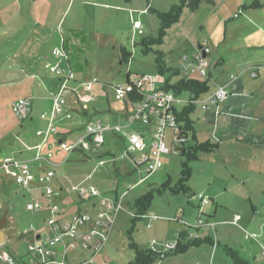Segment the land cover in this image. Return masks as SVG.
<instances>
[{
    "label": "rangeland",
    "instance_id": "obj_1",
    "mask_svg": "<svg viewBox=\"0 0 264 264\" xmlns=\"http://www.w3.org/2000/svg\"><path fill=\"white\" fill-rule=\"evenodd\" d=\"M122 1L0 0V160L10 157L27 162L36 174L41 169H53V187L61 193V200L56 202L61 209L71 211V214L91 211L90 201L83 200L73 191L74 188L95 187L107 198L124 196V210L115 221L107 249V259L111 264H128L131 261L129 259H134V253L129 248L128 231L136 211L135 202L150 190H161L168 180L176 184L183 160L173 152L172 141L176 131L173 128H167L165 138V145L171 152L161 155V168L151 174L144 171L143 180L134 170L130 158L125 156L127 136L137 132L144 135L146 143H149L153 125L135 122L128 127L124 116L131 113L134 106L130 103L126 105L125 100L116 99L112 87L125 84L130 74L131 80L150 78L154 88L160 89L168 76L160 78L156 56L152 53L145 56L139 46L144 37H157L160 28L157 16L149 12L146 0H132L137 10L133 15L118 8ZM220 1L203 0L197 13L185 10L180 23L170 29L164 44L157 50L165 54V61L171 68H179L185 63L197 65L199 44L208 40L211 42L212 54L206 60L210 62L209 69L214 74L211 93L219 89L217 80L223 71H228L229 80H248L254 86L252 89H255L256 85L264 84V43L260 42L261 39L264 41V7L252 9L250 6L255 0H247L248 10L241 13L240 18L222 23V16L229 10L219 5ZM178 3L179 0H150L149 7L168 12ZM256 15L260 20L258 23L254 22H257ZM246 16L252 25L244 23ZM134 22H140L142 29L134 30ZM71 31L86 35L84 72L73 75L67 84L74 92L66 96V110L53 119L56 133L50 134L45 140V136H37V131L47 130L48 122L52 119L53 99L70 72L66 61L60 67L63 70L61 74L46 68L48 64L56 65L53 51L62 49L63 39L72 37ZM73 41L78 42L77 39ZM123 50L131 54L128 63L121 61ZM220 53L226 65L233 62V68L236 69L232 72L226 67L225 70L222 67L217 69V56ZM214 59L217 62L215 65ZM237 64H244L241 71L248 68L251 74L240 70L236 72ZM252 73H257L258 78L253 79ZM197 74L184 72L183 76L204 79ZM176 80L173 78V82ZM40 83L46 89H41ZM88 83H94L92 94L97 100L79 102L75 93L81 97L91 95L82 88ZM263 96L264 86L254 99L252 128L257 135L255 132L250 135L248 141L252 143L224 141L217 153L202 154L200 161L192 164L190 194L174 195L168 189H162L161 194L156 193L148 210L149 217L137 222L134 239L138 245L144 244V247L155 238L154 229L149 228L155 227L158 220H161L158 223L162 225L167 238L169 234L167 243L175 245L178 229H185L187 224L194 226L200 213H203L201 216L206 226L210 221L216 225L215 230L208 227L201 229L220 241L216 247V264H234L226 255L225 246L237 251L250 264H264V117L261 116L264 98L258 101ZM38 97L44 98L40 102L43 106L36 107L34 120L29 117L21 121L14 115L13 102L30 98L36 104ZM181 99L187 102L189 94H183ZM204 110L199 105L192 116L200 138L205 133L200 123ZM42 111L46 112V119L41 116ZM153 119L156 121L155 117ZM96 120H101L108 129L104 134L105 142L101 147L92 146V149L83 150L79 142ZM116 127H122V133H114L112 130ZM241 139H245V136H241ZM189 142L191 137L186 148ZM41 144L42 148L38 152ZM32 150L34 152L30 153ZM37 153L41 155L40 161L31 157L35 158ZM141 155L135 153L134 157L140 158ZM15 171L0 170V219L8 211V222L12 227V231L7 233L8 241L0 250V264H7L3 261L4 255L17 256L20 260L15 264H20V261L34 264L31 259L44 264L49 260L39 257L37 252H29L28 247L37 242L32 230L42 235V242L49 241L52 234L49 233L47 222L52 216L45 209L27 210L31 197L16 183L13 177ZM41 195V191L34 193L37 199H41ZM201 196L211 202L201 206ZM92 199L99 200L101 206L99 197ZM213 210H218V216L214 218L209 215L211 212L213 214ZM54 218L57 219L56 216ZM156 240L160 242L159 238ZM212 250L213 246L204 245L192 249L185 256L168 258L164 262L184 264L182 260L185 264H213ZM100 257L105 262V255L100 254Z\"/></svg>",
    "mask_w": 264,
    "mask_h": 264
},
{
    "label": "built area",
    "instance_id": "obj_2",
    "mask_svg": "<svg viewBox=\"0 0 264 264\" xmlns=\"http://www.w3.org/2000/svg\"><path fill=\"white\" fill-rule=\"evenodd\" d=\"M138 29L140 26L136 25ZM200 53L196 55L198 64H183V69L188 73L197 72L203 78L208 76L209 62L207 57L211 53L210 43L205 40L200 46ZM54 55L60 62H67V56L63 49H58L54 52ZM187 62V60H186ZM70 71V70H69ZM52 72L61 74L63 70L56 66L52 68ZM257 73H252V78H256ZM67 79H64V83L60 88V92L54 98V106L51 112V118L47 130L37 132L38 136H45V140L52 133H56V129L53 126V119L56 115L63 113L64 107L67 104L66 96L69 92H73L68 87L69 81L73 78V74L70 71L66 75ZM234 79V78H232ZM98 82H96L97 84ZM100 86V85H99ZM82 88L86 92H90V96L82 97V100L92 99L96 101L97 97L92 94L95 89L94 83H88L82 85ZM116 99L126 100L128 93L138 92L141 94L142 100L138 101L127 119V126H131L135 122H142L144 124L153 125V129L150 130L149 143H146L145 136L133 132L127 136L128 147L125 152V156L129 157L131 163L134 166L135 171H138L141 179L143 173H153L162 166L161 155L168 154L171 150L165 145L166 130L167 128H173L175 131L172 145L175 141L185 142L186 138H177L180 127L177 123L175 116V108L184 105L185 102L175 96L172 91H163L154 88V82L150 78L142 77L138 80H131L130 83L120 84L112 87ZM229 96V92L226 87H220L215 93H210L206 98L201 99L198 102L203 109L209 110L211 107L218 105L220 102L226 100ZM32 107V100L30 98H21L13 102L12 111L14 115L21 121L29 118ZM43 118L47 117V114H43ZM155 120L154 121V118ZM108 130L104 127L101 120H96L89 128L87 135L79 144L84 143L88 138L92 139L95 144L101 145L104 142L105 131ZM113 131L122 133V127H116ZM42 148V145L38 147V152ZM148 150V152H145ZM135 153H142L141 157H131ZM40 153H38L37 159H40ZM2 169H14L15 181L18 185L23 187L31 200L27 204L28 211H40L45 208V203L40 199L33 197L35 192L41 191L44 197L49 200L59 196V192L53 187L55 171L52 169H46L42 174L35 177L31 168L27 162L17 161L13 158L7 157L0 160V170ZM143 180V179H142ZM73 191L77 192L82 198H95L101 199V211L98 213L96 220H93L88 214L78 213L71 221L63 222L54 218L59 214L60 207L55 202H52L49 206L51 218L47 224L49 226V233L52 234L48 242H42V235H39L35 244L29 245V252H37L39 257L47 258L51 261H57L58 256L62 258V264H66L67 254L69 251L82 249L91 252L89 263H94L95 258L100 254L109 241L110 233L115 224V221L121 211L124 210L125 197H103L101 193L95 187L90 189L74 188ZM201 206L210 203L209 199L200 197ZM202 215V214H201ZM88 224H92L91 229L88 231L83 230ZM205 226V222L202 217L199 218L197 223L192 227L193 230H198ZM215 230V224H209ZM36 233L35 231H31ZM174 245H166L165 248L173 247ZM154 250V246L151 247ZM61 251V252H60ZM9 264H15L11 257H8Z\"/></svg>",
    "mask_w": 264,
    "mask_h": 264
},
{
    "label": "trees",
    "instance_id": "obj_3",
    "mask_svg": "<svg viewBox=\"0 0 264 264\" xmlns=\"http://www.w3.org/2000/svg\"><path fill=\"white\" fill-rule=\"evenodd\" d=\"M261 1L262 0H255L250 8L261 9L263 7ZM146 2L149 12L157 16L160 23V28L157 37H144L143 39H141L139 46L142 48V53L145 56L151 53L154 54L156 56V67L158 75L160 76V78L168 76L160 90L172 91L178 98H181L183 94H189V100L185 102L184 105L175 108V116L177 119V123L180 126L178 128L179 133L177 134V138H186L185 142H181L179 140L175 141L174 145H172L174 149L173 152L179 154L183 159L180 163V177L176 184H173L170 180H168L162 186L161 190L168 189L174 195H188L191 193L189 182L193 176L192 164L200 161V156L202 154H215L220 149L219 143H214L211 141L200 142L198 140L196 123L192 119L193 114L199 107L198 102L204 96H207L211 93V83L213 82V77L209 74V69L208 76L201 80L183 76V73L187 72L183 69V64H181L179 68L169 67L167 65V62L165 61V54L162 51L157 50V48L164 44L170 29L174 25L180 23L184 11L189 10L192 13H197L202 5L203 0H179V3L171 7L170 11L168 12L155 10L154 8L149 7L150 0H146ZM210 2L213 4L212 1ZM246 10H248V7L244 6L240 11L245 12ZM71 32L72 37L69 36L63 39L62 49L67 56V63L69 65L70 71L73 75H76L84 72L83 62L86 55L85 45L87 43V40L85 34L79 31ZM73 39H77L78 42L75 43ZM122 52L123 57L121 61L123 63H128L131 54H129L126 50H123ZM187 59L188 58H186V60ZM130 76L131 75L128 74L126 83H130ZM173 78H177V80L173 82ZM142 97L143 96L138 92L128 93L125 103L126 105L130 103L135 107L136 103L142 100ZM78 101H82V97L80 95L78 96ZM130 114L131 113L128 114L127 119ZM113 132L117 133L115 131ZM190 137L191 142H189V146L186 148L185 145L188 144ZM104 142L101 145H97L92 139L88 138L87 148L83 147L84 144H80V147H82L83 150L92 149V146H103ZM76 149L77 147L74 148V150ZM131 157H134V154ZM161 190H150L149 192L138 198L135 202L134 207L136 211L133 214L132 227L128 231L129 248L134 253V259L128 264H159L161 262H164L168 258L183 256L190 250L200 248L204 245L213 247L219 245V243L216 241V238L212 236L200 238L198 235L192 233V227L188 226L186 227L188 228L187 230L179 232L178 240L173 247L163 248L159 250H154L152 248H140L134 239L137 222L144 220L146 217H149L148 210L152 206L156 193L161 194ZM59 196H57L56 199ZM33 197L35 198L34 194ZM194 197L195 195L191 196V198ZM55 203L58 204L56 201ZM224 250L226 252V255L234 262V264H250L248 261L241 258L239 253L233 250L231 247L225 246ZM11 258L14 260V262L15 260L17 261V258H14L13 256Z\"/></svg>",
    "mask_w": 264,
    "mask_h": 264
},
{
    "label": "crops",
    "instance_id": "obj_4",
    "mask_svg": "<svg viewBox=\"0 0 264 264\" xmlns=\"http://www.w3.org/2000/svg\"><path fill=\"white\" fill-rule=\"evenodd\" d=\"M246 1L247 0H221L219 5L222 4V7H225L229 10L227 14L222 16V18H221L222 23L232 22L234 19L240 18V16H241L240 14L244 13V12L240 11V8L246 6ZM262 5L264 7L263 2H262ZM134 6H135V3L132 2V0L131 1L123 0L121 2V4L118 5V8L122 9L127 14L133 15L137 12V10L135 9ZM255 19H257V22L254 21L255 23H258L260 21L259 17L257 15L255 16ZM244 23H246L247 26H250L253 24V23H251L250 19H248L247 16L245 17ZM136 25L140 26V29H142V25L140 22H134V25H133L134 30H136V31L140 30L136 27ZM142 34H144V32ZM260 42L264 43V41H262V39L260 40ZM202 43L199 44V47L201 46ZM62 46H63V44H62ZM210 46H211V42H210ZM55 50H58V49H55ZM55 50L53 51V56H55L54 55ZM211 54H212V52H211ZM211 54H210V56H211ZM210 56H208V57H210ZM55 58L57 59L56 56H55ZM220 59H222V61H219ZM223 59H225L224 56L221 53L218 54V56H217L218 65L216 66L217 69L222 67V69L225 70V67H226L231 72H232V70L236 69V68H233V64H234L233 62L226 65V63L223 61ZM217 62H215V59H214L213 65L217 64ZM209 64H210V62H209ZM242 65H244V64H242ZM242 65L237 64L236 72L240 70L239 72L245 71V72H249L251 74V71H249L248 68L241 71V68H243ZM56 66L62 67L63 62H60L59 59H57L56 65L53 66V65L48 64L46 70L49 69V71L52 72V68L56 67ZM227 72H224V71L221 72V74L218 76L219 79L217 80V83L220 84L219 85L220 87H226V90L229 92V96L226 100L220 102L218 105L211 107L209 110H204L205 112L202 114V118H201L200 123L204 126V129H205L204 132L205 133H203V137L200 138L199 131H197V138L200 142L211 141L214 143H219L220 146L224 141L225 142L236 141V143H239L238 141H245L247 143H252L248 140L250 139V135L255 132V130H253V128H252V125L254 122V120H253L254 114L253 113H255L254 99H256V93L262 88V86H264V84L263 83L259 84V86L256 85V88L252 89L254 86L251 85L248 82V80L243 81V79H240V81H237L236 80L237 78L229 80ZM257 73L260 76V72L257 71ZM195 74H197V72H195ZM209 74L212 75V77L214 76V74L210 72V69H209ZM256 78H258V76ZM256 78H253V79H256ZM241 81H243V82L241 83ZM39 87L41 89L42 88L46 89V87L44 85H42L41 83H40ZM75 94L78 98L79 95L77 93H75ZM262 98H264V96L258 98V101H261ZM39 99H41V100L39 101ZM43 99L44 98L38 97L36 104L34 102H32V107H31V111H30V115H29V117H31V120H34L33 116H35L36 107L38 105H40L41 107L43 106V103L42 104L40 103L41 101H43ZM52 106H54V99H53V105ZM52 109H53V107H52ZM65 110H66V107H64V111ZM114 112L116 113V111H114ZM45 113H46L45 111H42L41 116H43V114H45ZM127 116H128V114L124 116V120L127 119ZM261 116L264 117V112L261 114ZM46 118H44V119H46ZM48 125H49V122H48ZM39 131H42V130H39ZM39 131H37V132H39ZM255 134L257 135L256 132H255ZM37 136H38V134H37ZM241 136H245V139H241ZM39 137H41V136H39ZM84 143L87 144V139L85 140ZM41 145H43V144H41ZM83 147L87 148V146H85V145ZM33 152L34 151L32 150V152H30V153H33ZM37 156H38V153L36 154L35 158H34V156H31V157H33L32 159H34L36 161H40L42 158L37 159ZM45 160L48 161L46 158H45ZM46 169H49V168H46ZM46 169H41L40 172L38 174H36L34 172L33 168L31 167V171L35 175V177L42 174ZM62 190L63 189L61 188V191ZM41 193H42V195L40 197L41 198L40 200L43 203H45V208H44L45 210H49V206L52 202L61 200V193L57 199L53 198L52 200H49V198L44 197L43 192H41ZM83 200H89L90 201L91 211H87V213H83L82 211H79L78 213L88 214L89 216L92 217L93 220H96L98 213L101 211V206H100L99 200H93L92 198H86ZM78 213H72L71 214V211L67 212L66 209L60 208V212L56 217H57V219L59 218L58 219L59 221L68 222L69 219H70L69 221H71L72 218ZM217 213H218V210H213V214L211 212V213H209V215L214 218V217L218 216ZM201 214L203 215V213H200L199 218L202 217ZM199 218H198V220H199ZM158 221H161V220H158ZM158 221L156 222L155 227L153 226L152 228H149V229H154L153 235L155 236V238H152L150 242L148 241L147 245L144 247H142L144 244L139 245V247L141 246L140 248L147 249V248H151L152 246H154L156 249L159 250V249L165 248L166 245L170 244V243H167V240H169L168 239L169 234H168V238H167L165 236V232L162 230V225L159 224ZM177 222L179 223L180 221H177ZM209 224H211V221H210V223L207 222V225H209ZM91 225L92 224H88L83 230L88 231L89 229H91V227H92ZM8 226H9V224H8ZM185 226L188 227L190 225L187 224ZM186 227H185V229H183L182 227H180L179 229L178 228H175V229L176 230L178 229L179 232H182V231H185L188 229ZM205 227L213 229L211 226L205 225L204 228ZM202 228H199L198 230H192V233L198 235L200 238L211 236L209 233L202 232V230H201ZM215 228H216V225H215ZM11 231H12V227L9 226L8 230L5 231L4 244L0 246V250L5 246L6 242L8 241L7 233L11 232ZM32 233L35 235L36 239L39 238L40 234L34 233V232H32ZM111 233H112V231H111ZM111 233H110V236H111ZM156 238H159L160 242L157 241ZM109 240H110V237H109ZM177 240H178V235H176V237H175V243L177 242ZM109 242L110 241H108V243L105 245L102 252L100 253V254L105 255V257H106L105 262H102L100 254H98L95 258L94 263H89V258L91 257V252L87 251V250L77 249V250H73V251L68 252L66 264H109L110 263L108 261L109 259H107V249L109 248ZM217 242L219 243L220 241H217ZM157 245H158V248H157ZM219 245H220V243H219ZM216 247H218V245H216ZM216 247L215 246L213 247L212 254H211V257L213 258V264H216V261L218 258V254H217L218 251H217ZM190 251L187 254H189ZM209 251L210 250H208V252ZM208 252H203V253L207 254ZM187 254H185V255H187ZM7 257H9V256L4 255L3 261H4V263L9 264ZM14 258H17V256H14ZM57 259L58 260L56 262L49 260V262L46 261V262H44V264H62V262H61L62 258H60V255L58 256ZM18 260H20V259L17 258V261ZM130 260L132 261V259H129V261ZM31 261L34 264H38L36 262V259H33V260L31 259ZM180 261H181V263H184V264L186 263V262H182V260H180ZM20 262H21L20 264H28L24 261H20ZM15 263H16V260H15ZM29 264H31V263H29ZM160 264H169V263L162 262Z\"/></svg>",
    "mask_w": 264,
    "mask_h": 264
},
{
    "label": "water",
    "instance_id": "obj_5",
    "mask_svg": "<svg viewBox=\"0 0 264 264\" xmlns=\"http://www.w3.org/2000/svg\"><path fill=\"white\" fill-rule=\"evenodd\" d=\"M8 211L4 213V216L0 219V246L4 244L5 231L8 228Z\"/></svg>",
    "mask_w": 264,
    "mask_h": 264
}]
</instances>
